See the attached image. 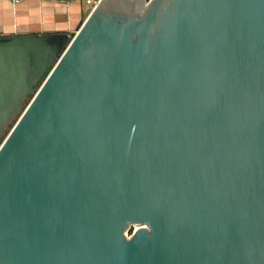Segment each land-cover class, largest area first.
<instances>
[{"label":"water","instance_id":"obj_1","mask_svg":"<svg viewBox=\"0 0 264 264\" xmlns=\"http://www.w3.org/2000/svg\"><path fill=\"white\" fill-rule=\"evenodd\" d=\"M70 35L0 37V264H264V0Z\"/></svg>","mask_w":264,"mask_h":264},{"label":"crops","instance_id":"obj_2","mask_svg":"<svg viewBox=\"0 0 264 264\" xmlns=\"http://www.w3.org/2000/svg\"><path fill=\"white\" fill-rule=\"evenodd\" d=\"M86 0H0V37L71 34L91 11Z\"/></svg>","mask_w":264,"mask_h":264},{"label":"rangeland","instance_id":"obj_3","mask_svg":"<svg viewBox=\"0 0 264 264\" xmlns=\"http://www.w3.org/2000/svg\"><path fill=\"white\" fill-rule=\"evenodd\" d=\"M30 98H31V95H29L27 97V99L25 100V102L21 106L19 112L16 114V116L14 117V119L12 120V122L10 123V125L8 126V128L6 129V131L4 132V134L2 135V137L0 138V143L2 142V140L4 139V137L7 135V133L9 132V130L12 128V126L14 125V123L16 122V120L18 119V117L20 116V114L23 111V109L26 107V105L28 104Z\"/></svg>","mask_w":264,"mask_h":264},{"label":"built area","instance_id":"obj_4","mask_svg":"<svg viewBox=\"0 0 264 264\" xmlns=\"http://www.w3.org/2000/svg\"><path fill=\"white\" fill-rule=\"evenodd\" d=\"M7 1H9L13 5H16L17 3L20 2V0H7ZM98 1L99 0H86V3L91 4V6L93 8Z\"/></svg>","mask_w":264,"mask_h":264}]
</instances>
